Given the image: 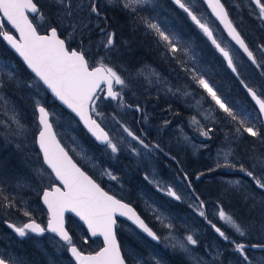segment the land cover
Wrapping results in <instances>:
<instances>
[{
	"label": "rangeland",
	"instance_id": "374dc122",
	"mask_svg": "<svg viewBox=\"0 0 264 264\" xmlns=\"http://www.w3.org/2000/svg\"><path fill=\"white\" fill-rule=\"evenodd\" d=\"M121 1L127 7L147 10L154 5L153 0ZM170 1L188 15L190 22L202 31L216 53L230 56L244 83L264 99V46L258 39L264 35V8L255 10L250 0H223L233 8L238 20H242V14L248 16V11L257 16L252 26L249 24L251 18H248V28L255 36L250 49L256 66L262 68L257 76H253L220 27L212 18L200 13L195 0ZM260 1L264 5V0ZM117 2L63 0V5H57L58 10L52 12L59 35L68 45H74L72 49L82 51L91 67L103 66L116 85L113 90L115 98L106 99L103 95L92 109L94 118L109 136L106 145L88 141L77 131L75 120L51 110L52 124L59 140L100 187L116 198L132 199L159 230L160 244L157 245L143 237L138 239L139 233H133L131 226L124 222L125 248L122 250L129 264H264V246L260 250L257 247L254 248L257 250L239 247L251 246L242 240L245 233L254 239L264 237V215L258 214L251 219L253 214L264 212V204L252 191L253 186L264 191V154L262 159H254L246 155L245 145L240 142L244 139L248 143L249 138L256 143L262 141L264 147V136H255L260 123L257 111L239 100L235 102L239 115L232 117V112L226 111L227 105L214 95L203 76L196 85L199 93L192 102H197L196 107L200 108L201 102L208 100L216 104L213 111L225 109L218 113L224 116L222 127H218L222 135L212 133L196 116L180 118L179 110L172 112L166 109L163 100L167 102L169 98H175L177 90L179 94L186 90L187 72L180 67V59L182 64L191 59V66H196L198 56L190 43L181 41L183 39L176 32L169 31L171 28L165 18L155 23L162 29L168 50V41L173 50L178 45L180 57L174 58L170 65L180 73L168 68V77L151 65L132 73L128 82L117 75L106 62L112 39L107 26L98 19L97 11L99 4ZM38 22L45 31L49 29L42 17ZM157 47L158 51L162 49L158 60H165L167 51L160 45ZM160 67L163 68L162 65ZM39 105H44V102L38 82L19 74L14 64L1 60L0 136L3 139L0 137V146L19 155L22 171L15 172V175H10V171L0 173V206L3 208L0 212V259L6 264H73L66 253L68 244L50 235L36 237L28 231L20 241L3 225L4 220H9L17 228H22L32 220L44 226L47 220L36 199L53 182L51 174L40 163L36 148H33V138L35 142L39 129L35 108ZM210 121L212 123L214 119ZM224 132L230 136H225ZM229 139L241 145L231 144ZM174 155L181 161L188 155L191 159L202 157L208 161V173L195 171L190 175L188 171L184 172ZM210 180L224 191L222 198L213 202L200 199L194 193L195 187L199 184L205 186ZM228 206L241 223L226 214ZM206 221L222 229L224 237L236 245L229 247L218 241ZM74 225H77L75 221ZM74 235L72 244L82 252L94 250L97 240L88 239L81 227L75 228Z\"/></svg>",
	"mask_w": 264,
	"mask_h": 264
},
{
	"label": "water",
	"instance_id": "95a60500",
	"mask_svg": "<svg viewBox=\"0 0 264 264\" xmlns=\"http://www.w3.org/2000/svg\"><path fill=\"white\" fill-rule=\"evenodd\" d=\"M209 15L218 24L225 37L239 52L254 63V58L228 19L221 0H200ZM252 2L259 6L258 0ZM38 8L32 0H0V39L26 70L41 84L46 93L81 126L97 144L105 145L108 134L91 116V104L103 90L104 98H115L114 79L103 66L88 67L82 51L69 50L66 41L55 28L38 33L30 17ZM3 23L11 32H6ZM227 68L234 72L231 59L224 55ZM264 124V102L257 93L243 87ZM39 131L35 137L36 149L42 164L50 172L56 185L40 195V204L47 214L43 229L35 221L26 222L17 229L6 227L19 239L23 230L39 237L51 234L61 241L70 239L65 228V216L81 224L90 239L99 238L102 247L94 253H83L76 246L67 249L74 264H126L115 235L116 219L124 220L141 234L158 243V238L129 205L106 193L72 159L59 142L50 122L46 107H36ZM213 230L221 234L215 227ZM0 264H6L0 260Z\"/></svg>",
	"mask_w": 264,
	"mask_h": 264
},
{
	"label": "trees",
	"instance_id": "16d2710c",
	"mask_svg": "<svg viewBox=\"0 0 264 264\" xmlns=\"http://www.w3.org/2000/svg\"><path fill=\"white\" fill-rule=\"evenodd\" d=\"M117 1L118 2L116 4H99L97 7V11L100 15L98 19L101 20V22L107 26V29L110 33V37L112 39V42L110 43L111 51L109 52V55L106 58V62L116 72V74L120 75L123 79L126 80V82H128L129 77L132 73L136 74V72L143 66L153 65L155 67H158L160 70L163 71V74L168 77H170V73H167L169 69H175L174 72L180 73L179 69L178 71L176 68H173V66L170 65V63L174 61V58L180 57L178 56L179 52L177 50L179 47L178 45H176L177 49L173 50L172 44L168 41V50L165 45V38L162 36V29L159 25L155 23L156 20L161 22L165 18L169 24V27L171 28L169 29V31L176 32L177 35L181 39H183L181 41L190 43L194 47L195 54L197 51L196 56H198V59H196L195 61L196 66H191V64H193L191 59H186L184 61L185 64H182V60L180 59V67L184 69L185 72H187V76L185 77L186 90L185 92L184 90H181L180 94L177 90V95L175 98H169L167 102H164L163 100V104H165L166 109L172 112H174V109L179 110L180 118L187 117V115L196 116L197 118L203 121L206 127L211 129L212 133L214 132V134L222 135V132L219 130L218 127H222L221 120L224 119V116H221L218 113L225 111V109L220 110V108H218V111H213V108L216 106V104L213 105L212 103L214 102L210 103L208 100H203L201 102L202 105L200 108L196 107L197 102H192L193 99L196 98L197 94L199 93L196 89V85H198V81L201 80V76L204 77V80L210 86L214 95L220 98V100L227 105L226 111H231V115H233L232 117H237L239 115L237 113L238 106L235 105V102L239 100L245 102L250 108L254 107L248 99L247 95L245 94V91L243 89L245 83L242 80L241 74H239L237 68L234 67L235 72L233 73L228 70L227 64L223 56L214 51L213 46L205 39V36L202 31H199L194 26V24L190 22L188 15L180 11L177 7H175L170 0H153L154 5L149 10L142 7H127L121 0ZM221 1L224 4V7L226 8L227 13L232 23L234 24L236 30L239 32L251 52V43L254 42L255 36L251 33V30L248 28V18H251L249 24L250 26H252L256 23L254 21L257 20V16H255L254 13L252 15L250 11H248V16L242 14V20H238V18L234 16L233 8H230L228 3H226L225 1ZM33 2L39 9L37 16L33 19L34 25L36 26L38 32L44 33L48 30L47 29L45 31V28L38 22L39 17H42L44 23L49 29L56 28L57 24L54 15H52V12L58 10L57 5H63V0H33ZM195 2H197V7L198 10H200V13L204 14L206 17L211 18L201 1L195 0ZM250 6L252 7V5ZM262 7L264 8V5H262ZM254 9L257 10L256 8ZM5 28L7 29V27ZM258 39L261 45L264 46V35H262V37L258 36ZM158 45L164 48L168 53L165 60H158V58H160L159 52L162 50L160 49L158 51ZM73 46L74 45L69 44L68 48L72 49ZM1 60L5 63L14 64L16 66V69H18L19 74L35 81V78L27 72L25 67L7 49V47L3 44L0 39V62ZM243 60L253 76H257L258 72L262 71V68L260 66H256V64L254 65L249 63L244 57ZM164 63H167L168 65L165 66ZM160 65H162L163 68H161ZM38 85L41 89V98L43 99L44 106L48 109V111L52 110L58 113H62L64 116H68L72 120H74L65 110H63L58 104H56L50 96H48V94L44 91V89L39 83ZM183 92L184 94H182ZM138 93H140V89L138 90ZM101 98L102 96L97 97L96 101L92 106V109L98 105V100L100 99L101 101ZM128 101L131 102L132 100L128 98ZM211 119H214L212 123L210 121ZM75 123L77 125V131L79 132V134L83 135L86 139H88V141L92 142L88 138V136L83 132L77 122ZM230 127L231 126L229 125V128ZM256 129H258V134L255 136L262 138V135L264 136V124L261 122V120ZM224 135L230 136V134L227 132H224ZM0 137L3 139L2 135ZM228 141L231 144L234 143L237 145H241L240 142L244 143L246 155H251L254 159L263 158L264 147H262L261 145L262 141L256 143L249 138L247 139L248 143L244 139L242 141L239 140L240 142H235L231 139H229ZM249 143H251V147H249ZM33 148L35 149L34 138ZM187 152L188 151H186V153ZM183 157L185 158H183V161H181L178 160L175 155L173 156L177 164L180 165V169H182L184 172L188 171V174L190 173V175L195 173V171L208 173L209 166L207 165V160L202 159V157L200 159H191L190 155ZM39 161L41 163L40 157ZM21 165L22 161H20L19 155L17 153L12 152L9 148H2V146H0V173L5 174L10 171V175H15V172L22 171ZM199 185L198 187L194 188L196 190L194 193L200 199H208L213 202L216 199H221L222 195H224V191L221 190V188H218L215 182L213 183L212 180H210L205 186ZM261 190L262 189L256 186L252 187V191L256 193V195L261 199L262 203L264 204V191ZM234 199H236V197H234ZM124 201H129L128 203L136 206L139 210L138 205L134 201H131V199L125 198ZM2 210L3 208L0 206V212ZM226 214L238 220L233 214V212L230 210L229 206L228 209H226ZM258 214L264 215V212L262 211L253 214L251 216V219H253V217H256V215ZM141 216L148 223L149 227L152 228L155 233L159 234V230L156 228L155 223L149 220L142 213ZM4 221L12 223L9 220ZM66 227L70 232L72 239H74L76 237V235H74L75 228H80V226L78 224L74 225V221L71 218H67ZM116 232L121 248L123 249L125 248L124 241L122 238L124 234H122V230L119 227L117 228ZM135 233L137 234V232ZM139 235L137 234V238L140 239V237H143L142 235ZM143 239L149 241L145 237H143ZM242 240H244L245 243H249L251 245L257 244L258 246H264V237L254 239L253 237H251L250 235L248 236L247 233H245V235L242 237ZM99 247L100 242L96 241L93 249L96 250Z\"/></svg>",
	"mask_w": 264,
	"mask_h": 264
},
{
	"label": "flooded vegetation",
	"instance_id": "af4514ba",
	"mask_svg": "<svg viewBox=\"0 0 264 264\" xmlns=\"http://www.w3.org/2000/svg\"><path fill=\"white\" fill-rule=\"evenodd\" d=\"M155 148L157 149V150H160V148L158 147V146H155ZM161 151V150H160ZM52 185L54 184L53 182L51 183ZM51 185V186H52ZM50 186V187H51ZM49 187V188H50ZM119 200H122V201H124L125 199H122L121 197L119 198ZM137 210H138V208L136 207V206H134ZM140 213H142V214H144L140 209L138 210ZM145 215V214H144ZM146 216V215H145ZM73 221H74V219L72 218V217H70ZM206 223H208V225H215V224H210L208 221H206ZM216 226V225H215ZM217 227V226H216ZM219 230L221 231V233H222V237L223 238H220L218 235H216V234H214L215 235V237L218 239V241H221L225 246H229V247H231L232 245H236L230 238H228L227 236L226 237H224V233H223V231L219 228ZM24 240V239H23ZM239 247L240 248H242V249H248L249 247L251 248L250 250H257V249H254L255 247H258V246H246V247H242V245H239ZM260 247L261 246H259L258 247V250H260ZM247 252V251H246Z\"/></svg>",
	"mask_w": 264,
	"mask_h": 264
},
{
	"label": "bare ground",
	"instance_id": "6f19581e",
	"mask_svg": "<svg viewBox=\"0 0 264 264\" xmlns=\"http://www.w3.org/2000/svg\"><path fill=\"white\" fill-rule=\"evenodd\" d=\"M250 2H251V4L253 5V7L256 8L258 11H262V10H263V7H262V5H261L260 0H258L259 6H256V5L252 2V0H250ZM224 9H225V12H226V15H227L228 19L231 21V19H230L228 13H227V10H226L225 7H224ZM231 22H232V21H231ZM93 29H94V28H93ZM221 31H222V30H221ZM251 54H252V53H251ZM228 56H229V55H228ZM252 56H253V54H252ZM229 57H230V56H229ZM243 57H244V56H243ZM223 58H224V57H223ZM244 58L248 61V59H247L246 57H244ZM253 58H254V56H253ZM224 60H225V58H224ZM225 62H226V60H225ZM248 62H249V61H248ZM249 63H250V62H249ZM226 64H227V63H226ZM251 64H254V65L256 64V62H255V58H254V63H251ZM177 79H178V78H177ZM182 81H183V80H182ZM244 86H246V87H248V88H251V87H249V86L246 85V84H245ZM244 86H243V87H244ZM195 91H196V90H195ZM245 94H246V92H245ZM152 97H153V96H152ZM259 97H260V96H259ZM260 98H261V99L263 100V102H264V99H263L262 97H260ZM161 101H162V100H161ZM145 105H146V104H145ZM162 105H163V104H162ZM252 105H253V104H252ZM254 108H255V107H254ZM144 109H145V108H144ZM255 110H256V109H255ZM175 114H176V113H175ZM175 114H174V115H175ZM259 117H260V116H259ZM135 119H136V118H135ZM132 120H133V119H132ZM130 121H131V120H130ZM166 121H167V120H166ZM134 122H135V121H134ZM206 128H208V127H206ZM171 166H172V165H171ZM179 166H180V165H179ZM175 169H176V168H175ZM174 171H175V170H174ZM214 182H215V181H214ZM218 187H219V186H218ZM195 188H196V187H195ZM146 191H147V190H146ZM144 192H145V191H144ZM148 193H149V192H148ZM201 194H202V193H201ZM208 196H209V195H208ZM141 198H142V197H141ZM143 198H144V197H143ZM127 200H128V199H127ZM211 200H212V199H211ZM131 201H133V200L131 199ZM128 202H129V201H128ZM148 216H149V215H148ZM127 230H128V229H127ZM131 232H133V231H131ZM135 232H136V231H134L133 233H135ZM129 234H130V233H129ZM134 235H135V234H134ZM124 236H125V235H124ZM124 236H123V237H124ZM132 236H133V234H132ZM132 236H131V237H132ZM139 236H140V235H139ZM139 236H138V237H139ZM123 237H122V238H123ZM127 239H128V238H127ZM138 239H139V238H138ZM125 240H126V239H125ZM135 240H136V239H135ZM251 240H252V239H251ZM141 241H142V240H141ZM141 241H139V242H141ZM139 242H138V243H139ZM142 242H143V241H142ZM129 243H131V242H129ZM138 243H137V244H138ZM142 244H143V243H142ZM133 245H134V244H133ZM129 256H130V255H129ZM129 256H128V257H129ZM131 257H132V256H131ZM129 259H131V258L129 257Z\"/></svg>",
	"mask_w": 264,
	"mask_h": 264
}]
</instances>
